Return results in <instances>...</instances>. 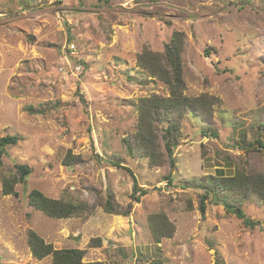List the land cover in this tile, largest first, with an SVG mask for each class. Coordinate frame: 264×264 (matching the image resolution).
Returning a JSON list of instances; mask_svg holds the SVG:
<instances>
[{"label": "rangeland", "instance_id": "374dc122", "mask_svg": "<svg viewBox=\"0 0 264 264\" xmlns=\"http://www.w3.org/2000/svg\"><path fill=\"white\" fill-rule=\"evenodd\" d=\"M174 32L183 35V94L204 105L181 121L174 166L165 156L150 168L123 140L136 132L138 101L168 89L137 58L162 55ZM259 123L264 0H0V137L21 138L0 176L31 169L16 196H3L0 182V263L51 264L31 256L33 231L54 250L83 251V263L264 264V196L230 195L246 224L211 195L202 216L203 191L191 186L264 175ZM67 155L79 163L63 165ZM133 178L145 194L133 193ZM32 190L90 210L50 219L28 205ZM109 194L120 214L105 211ZM158 214L174 232L156 243L149 219Z\"/></svg>", "mask_w": 264, "mask_h": 264}, {"label": "trees", "instance_id": "16d2710c", "mask_svg": "<svg viewBox=\"0 0 264 264\" xmlns=\"http://www.w3.org/2000/svg\"><path fill=\"white\" fill-rule=\"evenodd\" d=\"M182 37L181 33L174 32L170 42L164 45L162 55H153L145 51L137 58V66L144 70L149 77H155L160 80L168 89L167 97L151 95L138 101L136 105V132L130 138L123 140L127 154L145 157L150 168L163 166L165 164V156L169 158L170 165L174 166L172 153L180 139L181 121L187 113H198L199 104L201 107L204 105L199 98H189L183 94ZM201 113L203 112L201 111ZM259 126L264 128L263 123H259ZM209 132L211 133V131ZM213 135L216 137L215 133ZM20 140V137L12 135L0 137V166L6 148L16 146ZM159 140L162 141V144L159 143ZM255 143L256 147L264 150V141L262 142L258 138ZM161 145L165 153L162 152ZM248 147L251 148L252 145L248 144ZM78 159L67 155L63 160V165H75L79 163ZM112 165L122 167L118 162H114ZM14 168L15 175L0 176L1 194L3 196H16L15 185L24 182L31 172V169L23 164H15ZM164 180L167 181L168 185L172 184L170 176H166ZM191 186L203 191L199 205V212L202 216L205 213V200L211 195L213 199L217 200V204H221L227 212L249 224V219L245 217L241 207L233 204L230 199L234 196V193H237L236 191L242 192L239 194L242 199L256 195L264 196V175L242 173L230 178L208 176L203 182L198 180ZM132 188L133 193L140 191L145 194L146 192L138 189L135 178H133ZM230 195L232 196L230 197ZM135 200L138 201V198H135ZM28 205L50 219L70 218L90 210L85 203L73 204L59 199L47 198L37 190H32L29 193ZM104 209L110 214H120L117 206L113 203L111 194H109ZM127 213L128 211H125L122 215H127ZM149 225L156 243H159L161 238L171 237L174 232L173 225L163 214L152 216L149 219ZM92 242L93 244L95 243V246L99 245V240L97 239H93ZM27 245L33 258L41 260L50 256L51 264H101L99 262L83 263L84 253L78 249L54 250L50 244L45 243L33 231L28 232Z\"/></svg>", "mask_w": 264, "mask_h": 264}, {"label": "built area", "instance_id": "2783aa9c", "mask_svg": "<svg viewBox=\"0 0 264 264\" xmlns=\"http://www.w3.org/2000/svg\"><path fill=\"white\" fill-rule=\"evenodd\" d=\"M71 49H73V47L71 46ZM77 69H79V68H77Z\"/></svg>", "mask_w": 264, "mask_h": 264}, {"label": "water", "instance_id": "95a60500", "mask_svg": "<svg viewBox=\"0 0 264 264\" xmlns=\"http://www.w3.org/2000/svg\"><path fill=\"white\" fill-rule=\"evenodd\" d=\"M1 264V263H0Z\"/></svg>", "mask_w": 264, "mask_h": 264}]
</instances>
